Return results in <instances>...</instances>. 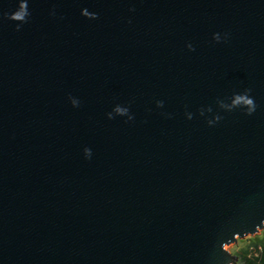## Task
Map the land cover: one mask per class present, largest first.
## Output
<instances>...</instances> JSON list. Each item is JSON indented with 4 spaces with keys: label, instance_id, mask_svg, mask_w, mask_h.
Segmentation results:
<instances>
[{
    "label": "water",
    "instance_id": "obj_1",
    "mask_svg": "<svg viewBox=\"0 0 264 264\" xmlns=\"http://www.w3.org/2000/svg\"><path fill=\"white\" fill-rule=\"evenodd\" d=\"M264 227V0H0V264H236Z\"/></svg>",
    "mask_w": 264,
    "mask_h": 264
},
{
    "label": "trees",
    "instance_id": "obj_2",
    "mask_svg": "<svg viewBox=\"0 0 264 264\" xmlns=\"http://www.w3.org/2000/svg\"><path fill=\"white\" fill-rule=\"evenodd\" d=\"M236 264H264V234L237 250Z\"/></svg>",
    "mask_w": 264,
    "mask_h": 264
},
{
    "label": "rangeland",
    "instance_id": "obj_3",
    "mask_svg": "<svg viewBox=\"0 0 264 264\" xmlns=\"http://www.w3.org/2000/svg\"><path fill=\"white\" fill-rule=\"evenodd\" d=\"M264 234V227L259 230L256 234L254 235H247L245 237L242 238H236L235 242L225 246L224 249L226 251H228L229 253L235 255V253L237 252V250L243 248L244 246H246L247 244H249L255 237H261Z\"/></svg>",
    "mask_w": 264,
    "mask_h": 264
}]
</instances>
